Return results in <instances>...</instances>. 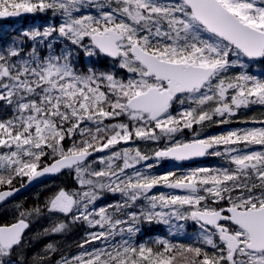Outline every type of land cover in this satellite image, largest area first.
I'll use <instances>...</instances> for the list:
<instances>
[{
  "label": "snow or ice",
  "instance_id": "obj_1",
  "mask_svg": "<svg viewBox=\"0 0 264 264\" xmlns=\"http://www.w3.org/2000/svg\"><path fill=\"white\" fill-rule=\"evenodd\" d=\"M28 15L0 39V264H264V0H0Z\"/></svg>",
  "mask_w": 264,
  "mask_h": 264
},
{
  "label": "trees",
  "instance_id": "obj_2",
  "mask_svg": "<svg viewBox=\"0 0 264 264\" xmlns=\"http://www.w3.org/2000/svg\"><path fill=\"white\" fill-rule=\"evenodd\" d=\"M12 21L9 19H4V20H0V39H6L9 37L10 34H14L20 30H23L24 25L21 24L19 27L13 28L12 27ZM255 115L253 110L249 111L248 113L243 114V117L245 116H253ZM242 116V115H241ZM234 125V124H233ZM224 126L218 127V128H212L209 130L210 134H215L218 133V131L222 130ZM222 163V161L219 158H212L209 157L208 159L204 160L203 162H197L195 164H186V163H182V162H178V161H174V160H164L161 161L160 167L159 169H157V171L159 172H164V171H181V169H187L191 166H196V165H206V166H214V165H218ZM26 181V178H25ZM70 177L68 176H61V177H57L54 180L50 179L48 181H46L45 183H42L41 185L33 188L31 191L26 192L25 194H23L22 196L18 197L17 199H15L13 202L15 203H19V202H23L25 207H30L32 205H34L37 201H36V197L39 195L40 197V201H43L44 196L47 194L44 189L47 185H50L52 183H70ZM20 185V182L17 181L16 182V186ZM160 190H164V189H160ZM5 216H7V219H12L11 215L9 214H4ZM0 222H4L2 220H0ZM48 226L47 220H43L41 222H38L36 224L33 225L32 231L35 232L38 229H41L42 227H46ZM82 230V226H76L74 227L70 232L63 234V235H57L55 238H67L69 241L74 240V238H76L77 240H79V230ZM166 231V229H163L161 231H156V232H152V233H146L145 235H143L140 239L146 238V237H156V236H160L163 235L164 232ZM194 228L193 227H189L186 230V233L188 232H193ZM75 236V237H74ZM195 240L194 237L191 238H181L178 241L175 242H181V243H192ZM44 239L40 240L38 242V246H41V243H43Z\"/></svg>",
  "mask_w": 264,
  "mask_h": 264
},
{
  "label": "rangeland",
  "instance_id": "obj_3",
  "mask_svg": "<svg viewBox=\"0 0 264 264\" xmlns=\"http://www.w3.org/2000/svg\"><path fill=\"white\" fill-rule=\"evenodd\" d=\"M24 29V28H23ZM252 110H253V112H254V114L255 115H259L261 112H264V109H262V108H259V107H256V106H254L253 108H252ZM249 111H243V112H241L240 113V118H243V114H245V113H248ZM242 115V116H241ZM237 125H230V126H224L223 127V129L222 130H220V131H218V132H221V131H225L228 127H236ZM140 147L142 148V149H145V150H148V151H150L151 149H153V148H155V145H152V144H148V145H145V144H143V143H141V145H140ZM203 166H206V165H196V166H191V167H189V168H187V169H181V171H186V170H188V169H191V168H195V167H203ZM47 223H48V221H47ZM194 228V227H193ZM83 235V227H82V230L80 229L79 230V238L81 237ZM75 237V236H74ZM157 237V236H156ZM156 237H146V238H143V239H140V242H144V241H146V240H151V239H155ZM191 238V237H194V238H196V230H195V228H194V231L193 232H188V233H186V234H184V233H181V234H178L177 235V237H176V241H178V240H180L181 238ZM77 238V237H76ZM76 238H74V240H71V241H69L67 238H63V237H61V238H55L56 240H59V241H62L63 243H65V244H70V245H74V243L76 242V241H78ZM170 239H171V237H169ZM48 242V238H44V241H43V243H41V246L44 244V243H47ZM40 246V245H39Z\"/></svg>",
  "mask_w": 264,
  "mask_h": 264
},
{
  "label": "flooded vegetation",
  "instance_id": "obj_4",
  "mask_svg": "<svg viewBox=\"0 0 264 264\" xmlns=\"http://www.w3.org/2000/svg\"><path fill=\"white\" fill-rule=\"evenodd\" d=\"M4 19H9L12 22V27L16 28L19 27L21 24L24 25V29L28 28L30 26H33L35 24H41L43 23V18H41L39 15L33 17L31 15L28 16H24V17H19V18H4ZM4 19H0V20H4Z\"/></svg>",
  "mask_w": 264,
  "mask_h": 264
},
{
  "label": "water",
  "instance_id": "obj_5",
  "mask_svg": "<svg viewBox=\"0 0 264 264\" xmlns=\"http://www.w3.org/2000/svg\"><path fill=\"white\" fill-rule=\"evenodd\" d=\"M207 158H208V157H204V158H196V159H194V160H192V161H179V162H183V163H186V164H192V163H196V162L204 161V160H206ZM46 180H48V179H44L42 183H44V181H46ZM42 183H35V182H34V183L28 185L27 187L22 188L21 191H20L18 194H16L15 199L18 198V197H20L21 195L25 194L26 192L31 191L33 188H35L36 186H38V185H40V184H42ZM17 187H19V185H18Z\"/></svg>",
  "mask_w": 264,
  "mask_h": 264
},
{
  "label": "bare ground",
  "instance_id": "obj_6",
  "mask_svg": "<svg viewBox=\"0 0 264 264\" xmlns=\"http://www.w3.org/2000/svg\"><path fill=\"white\" fill-rule=\"evenodd\" d=\"M48 180H50V179H48ZM48 180H46V181H48ZM46 181H44V183H45Z\"/></svg>",
  "mask_w": 264,
  "mask_h": 264
}]
</instances>
